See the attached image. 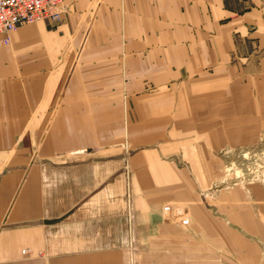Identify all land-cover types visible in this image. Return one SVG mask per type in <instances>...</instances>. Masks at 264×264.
I'll return each instance as SVG.
<instances>
[{
    "label": "crops",
    "instance_id": "crops-1",
    "mask_svg": "<svg viewBox=\"0 0 264 264\" xmlns=\"http://www.w3.org/2000/svg\"><path fill=\"white\" fill-rule=\"evenodd\" d=\"M63 6L0 42V264H264V191L208 190L264 148V0Z\"/></svg>",
    "mask_w": 264,
    "mask_h": 264
},
{
    "label": "rangeland",
    "instance_id": "rangeland-1",
    "mask_svg": "<svg viewBox=\"0 0 264 264\" xmlns=\"http://www.w3.org/2000/svg\"><path fill=\"white\" fill-rule=\"evenodd\" d=\"M229 148L228 151L224 150L223 153L216 155L217 162L213 165L212 181L208 189L213 194L212 204L219 203L221 194L237 189L248 196V205L256 206L257 204L249 198L250 188L257 186L262 192L264 191V148L258 146L256 149L251 147L243 150L241 147L240 151L237 146ZM165 206L172 207V205ZM172 208L166 212V222H174L182 227H187L190 224L188 207L181 205L178 208L181 211L179 219L171 216L175 213ZM262 252L264 255V251Z\"/></svg>",
    "mask_w": 264,
    "mask_h": 264
},
{
    "label": "built area",
    "instance_id": "built-area-1",
    "mask_svg": "<svg viewBox=\"0 0 264 264\" xmlns=\"http://www.w3.org/2000/svg\"><path fill=\"white\" fill-rule=\"evenodd\" d=\"M64 13L63 0H0V42L8 45L10 34L22 25L44 22L53 28ZM170 209L162 208L165 213Z\"/></svg>",
    "mask_w": 264,
    "mask_h": 264
}]
</instances>
